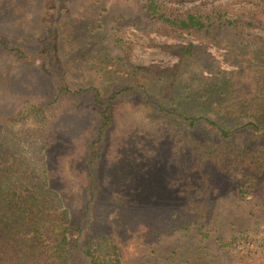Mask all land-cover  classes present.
<instances>
[{
    "label": "rangeland",
    "instance_id": "rangeland-1",
    "mask_svg": "<svg viewBox=\"0 0 264 264\" xmlns=\"http://www.w3.org/2000/svg\"><path fill=\"white\" fill-rule=\"evenodd\" d=\"M157 4L205 18L208 38L203 28L179 33L160 25L146 0H0V36L23 51L9 61L0 55V116L7 99L11 106L24 96L40 101L47 86L41 74L53 89L64 78L72 89L93 84L103 92L98 100L115 113L101 150L104 196L96 204L108 235L98 252L109 264H264V49L238 42L256 36L264 43V0ZM47 39L55 49L50 56ZM189 44L203 49L186 56L182 47ZM168 110L226 122L233 133L225 144L243 136L248 146L212 152L205 125L189 130ZM12 115L18 127L25 117ZM86 115L69 121L73 132L60 137L57 152L71 141L83 157L84 128L96 121ZM254 119L259 129L242 128ZM66 174L62 195L79 215L82 178L70 163ZM73 254V264H85L79 251Z\"/></svg>",
    "mask_w": 264,
    "mask_h": 264
},
{
    "label": "trees",
    "instance_id": "trees-1",
    "mask_svg": "<svg viewBox=\"0 0 264 264\" xmlns=\"http://www.w3.org/2000/svg\"><path fill=\"white\" fill-rule=\"evenodd\" d=\"M146 1V8L153 15L157 14L156 20L160 25L179 33L203 28L208 38V26L203 20L205 18L192 11L172 13V8L163 10L157 0ZM223 16L225 25L231 27L234 24L231 17L228 14ZM48 33L51 34L50 31ZM209 39L215 41V44L222 42ZM258 39L256 36H242L238 42L264 49V43ZM173 47L163 48L172 52ZM182 48L186 56L197 54V51L203 49L196 44ZM43 49L46 56L55 50L48 39ZM22 52L19 48H8L0 36V55L5 56L6 61L11 60V57L18 58ZM128 66L133 71L153 72L148 66ZM58 70L54 66V71ZM41 75L39 80L46 79L47 86L40 94V101H32L30 97L24 96L11 106L13 98L7 99L5 110L2 111L3 117L0 116V264H73V250L80 252L85 264H109L111 261L98 252L108 235L103 228L104 212L97 211L96 204L104 196V184L99 171L101 150L115 113H110V106L98 100L103 92L93 84H88L84 89H72L69 82L61 78L59 88L53 89L52 83ZM13 80L18 82L17 77ZM16 106H20L19 109H15ZM14 110L25 117L18 127L14 125ZM88 111L96 121L93 125L87 123L84 128L87 146L83 157L78 158L77 146L71 141L62 144V150L57 152L61 145L60 137L67 131L73 132L67 125L69 121H82ZM42 113L49 114V120L39 121L37 118ZM165 113L175 123L189 130L205 125L208 128L205 141L209 143L212 152L233 149L243 151L248 146L249 139L244 140L243 136L235 140L234 146L225 144V140L233 133L232 129L224 126L228 125L226 122H217L203 114L196 118L176 111L168 110ZM29 120L37 121V125L29 123ZM199 121L200 124H197ZM81 123L78 122L79 126ZM261 125L262 122L254 119L244 123L242 128L253 132ZM260 138L264 139V133ZM69 163L82 178L76 191L77 202L74 207L75 211L80 210L79 215L66 205L62 195L67 177L66 164ZM56 182H61L62 186L54 187ZM124 219L121 216L120 220Z\"/></svg>",
    "mask_w": 264,
    "mask_h": 264
}]
</instances>
